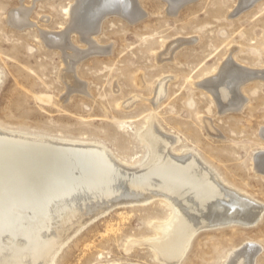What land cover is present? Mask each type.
Wrapping results in <instances>:
<instances>
[{
    "label": "rangeland",
    "instance_id": "rangeland-1",
    "mask_svg": "<svg viewBox=\"0 0 264 264\" xmlns=\"http://www.w3.org/2000/svg\"><path fill=\"white\" fill-rule=\"evenodd\" d=\"M134 1L138 14L92 28L67 14L78 0H0V132L101 145L123 173L149 155L142 134L178 139L176 154L194 151L258 210L252 225L197 233L179 264H228L251 246L264 264V0ZM228 78L236 98L214 90ZM171 213L158 198L109 209L54 264H167L148 242Z\"/></svg>",
    "mask_w": 264,
    "mask_h": 264
},
{
    "label": "bare ground",
    "instance_id": "bare-ground-1",
    "mask_svg": "<svg viewBox=\"0 0 264 264\" xmlns=\"http://www.w3.org/2000/svg\"><path fill=\"white\" fill-rule=\"evenodd\" d=\"M78 1L67 14L89 17L86 27H94L107 14L127 17L126 8L138 14L134 0ZM257 1L243 0L241 10ZM229 78L213 88L232 99L236 90ZM163 95L161 82L156 98ZM165 137L155 128L142 134L149 155L139 168L123 173L104 146L52 144L0 132V264H54L71 237L109 209L146 205L156 198L172 213L155 225L157 238L147 244L167 264H179L202 230L256 223L257 204L225 185L194 151L176 154L173 148L179 140ZM59 232L63 238L58 242ZM243 251L228 264H252L259 249L251 246Z\"/></svg>",
    "mask_w": 264,
    "mask_h": 264
}]
</instances>
